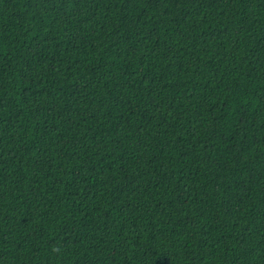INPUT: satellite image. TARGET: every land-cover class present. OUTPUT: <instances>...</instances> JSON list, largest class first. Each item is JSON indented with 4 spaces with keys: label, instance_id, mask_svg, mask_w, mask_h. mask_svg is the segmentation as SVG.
I'll list each match as a JSON object with an SVG mask.
<instances>
[{
    "label": "trees",
    "instance_id": "trees-1",
    "mask_svg": "<svg viewBox=\"0 0 264 264\" xmlns=\"http://www.w3.org/2000/svg\"><path fill=\"white\" fill-rule=\"evenodd\" d=\"M0 264H264V0H0Z\"/></svg>",
    "mask_w": 264,
    "mask_h": 264
}]
</instances>
